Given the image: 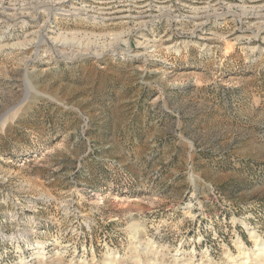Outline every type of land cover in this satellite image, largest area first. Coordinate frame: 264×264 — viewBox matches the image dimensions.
<instances>
[{"label": "rangeland", "instance_id": "rangeland-1", "mask_svg": "<svg viewBox=\"0 0 264 264\" xmlns=\"http://www.w3.org/2000/svg\"><path fill=\"white\" fill-rule=\"evenodd\" d=\"M248 230L264 0H0V264H229Z\"/></svg>", "mask_w": 264, "mask_h": 264}, {"label": "bare ground", "instance_id": "bare-ground-1", "mask_svg": "<svg viewBox=\"0 0 264 264\" xmlns=\"http://www.w3.org/2000/svg\"><path fill=\"white\" fill-rule=\"evenodd\" d=\"M248 231L250 237L254 238L257 252H255L254 254H251L249 251L246 252V246L243 244V242L240 239H238L237 244L239 248L244 250V257L246 259L245 260L234 259L231 260L229 264H264V240L258 235H256L253 230H248Z\"/></svg>", "mask_w": 264, "mask_h": 264}]
</instances>
